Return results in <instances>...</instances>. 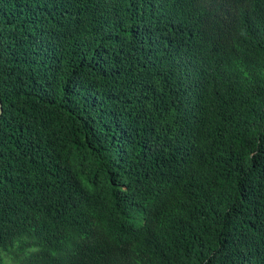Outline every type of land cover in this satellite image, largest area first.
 <instances>
[{
    "label": "trees",
    "instance_id": "trees-1",
    "mask_svg": "<svg viewBox=\"0 0 264 264\" xmlns=\"http://www.w3.org/2000/svg\"><path fill=\"white\" fill-rule=\"evenodd\" d=\"M0 264H264V0H0Z\"/></svg>",
    "mask_w": 264,
    "mask_h": 264
},
{
    "label": "water",
    "instance_id": "water-1",
    "mask_svg": "<svg viewBox=\"0 0 264 264\" xmlns=\"http://www.w3.org/2000/svg\"><path fill=\"white\" fill-rule=\"evenodd\" d=\"M0 116H1V106H0Z\"/></svg>",
    "mask_w": 264,
    "mask_h": 264
}]
</instances>
